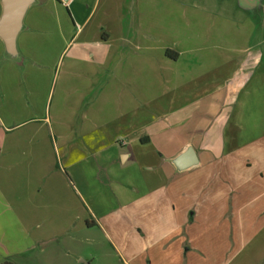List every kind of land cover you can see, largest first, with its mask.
Masks as SVG:
<instances>
[{
    "label": "crops",
    "instance_id": "1",
    "mask_svg": "<svg viewBox=\"0 0 264 264\" xmlns=\"http://www.w3.org/2000/svg\"><path fill=\"white\" fill-rule=\"evenodd\" d=\"M191 8L31 0L0 41V263L264 264V17L225 47Z\"/></svg>",
    "mask_w": 264,
    "mask_h": 264
},
{
    "label": "rangeland",
    "instance_id": "2",
    "mask_svg": "<svg viewBox=\"0 0 264 264\" xmlns=\"http://www.w3.org/2000/svg\"><path fill=\"white\" fill-rule=\"evenodd\" d=\"M205 0H192V8L191 11L183 10V15H191L193 18L198 17L200 15H207L208 17H215L219 18L216 20V23L212 22L211 25L215 27L217 24V27L222 26V29L224 31L225 40H224V46H231L233 41H231L230 34L233 32H239L240 34H247L248 31L251 29V26H249L247 23H239V25H230L229 21L232 19H235L236 16H239L238 18L241 19V21L247 20V17L252 16V10L251 7L255 6L254 16L256 18L264 17V0H240V6L245 4L244 7L245 10L238 11L234 8H231L229 6L228 0H212L213 3L217 5V7L210 4V1L208 0V14H205L204 10L202 11L200 7L205 8V4L203 3ZM260 3V5L258 4ZM250 7V8H249ZM249 8V9H248ZM241 10V7L239 8ZM250 10V11H249ZM254 10V9H253ZM200 11H202V14H200ZM179 13V12H178ZM237 13L239 15H237ZM3 15V0H0V22ZM223 21H222V20ZM263 20V18H260ZM1 25V24H0ZM234 29H233V28ZM221 31V30H219ZM259 31V28H258ZM0 41L3 42V39L0 37ZM4 43V42H3ZM241 48L248 47L245 45H241ZM10 62V61H9ZM15 63H22L23 59L18 57L14 61ZM12 63V62H11ZM78 236V235H77ZM48 255L47 261L42 264H55L53 262V259L50 255V248L47 250ZM57 264H81L78 259V254H82L83 258L86 261H92V264H118L117 260L115 258L109 257L106 251V247L103 245V242L101 241L99 234L96 235V246L95 247H89L85 242L80 243V241H71V239L65 240L62 245L61 249H58L57 251Z\"/></svg>",
    "mask_w": 264,
    "mask_h": 264
},
{
    "label": "water",
    "instance_id": "3",
    "mask_svg": "<svg viewBox=\"0 0 264 264\" xmlns=\"http://www.w3.org/2000/svg\"><path fill=\"white\" fill-rule=\"evenodd\" d=\"M31 0H3V15L0 22V37L10 52L15 51L16 38L22 26ZM193 150H189L180 160V165H194Z\"/></svg>",
    "mask_w": 264,
    "mask_h": 264
},
{
    "label": "trees",
    "instance_id": "4",
    "mask_svg": "<svg viewBox=\"0 0 264 264\" xmlns=\"http://www.w3.org/2000/svg\"><path fill=\"white\" fill-rule=\"evenodd\" d=\"M0 264H15V263L12 260H10V259H5Z\"/></svg>",
    "mask_w": 264,
    "mask_h": 264
},
{
    "label": "built area",
    "instance_id": "5",
    "mask_svg": "<svg viewBox=\"0 0 264 264\" xmlns=\"http://www.w3.org/2000/svg\"><path fill=\"white\" fill-rule=\"evenodd\" d=\"M60 1L63 2V3H67L70 0H60Z\"/></svg>",
    "mask_w": 264,
    "mask_h": 264
}]
</instances>
